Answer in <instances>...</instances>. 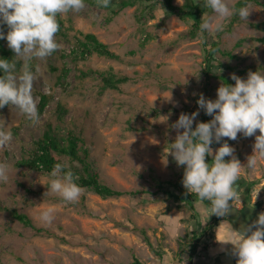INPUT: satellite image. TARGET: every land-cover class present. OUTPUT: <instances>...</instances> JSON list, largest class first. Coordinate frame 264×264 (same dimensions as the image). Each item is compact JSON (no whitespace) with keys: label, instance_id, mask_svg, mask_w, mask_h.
<instances>
[{"label":"rangeland","instance_id":"1","mask_svg":"<svg viewBox=\"0 0 264 264\" xmlns=\"http://www.w3.org/2000/svg\"><path fill=\"white\" fill-rule=\"evenodd\" d=\"M119 1L110 0L105 8L84 0L81 12L57 17L60 49L29 62L33 71L37 65L40 69L32 92L38 124L12 105L0 109V125L12 134L0 149V162L10 169L8 182H0V264H125L135 256L145 264H236L237 257L228 251L233 246L218 240L242 231L264 212V160L255 169H242L237 181L241 203L215 229V237L205 229L212 214L202 201L195 200L191 208L156 192L157 180L168 185L166 181L183 179L184 166L169 151L178 134L171 126L180 114L199 112L196 126L203 114L197 104L201 94L215 100L218 87L226 84L224 77L231 79L234 73L246 79L249 71L264 72V0L247 2V20L239 15L223 19V30L205 33L203 42L200 26L168 12L159 0H136L125 7ZM236 1L231 0L234 9ZM214 15L206 8L201 20ZM86 33L117 57L82 51L79 42ZM14 61L19 73L23 62ZM102 74L127 79L111 88L104 86ZM42 93H48L44 106ZM59 102L66 110L62 121L56 112ZM48 124L62 136L71 130L85 139L89 160L103 182L147 192L102 197L80 186L82 195L75 203L48 194L50 173L21 162ZM225 142L246 165L255 136L214 141L213 153ZM56 157L80 166L65 154ZM48 207L56 210L50 225L38 219ZM12 210L27 213L36 228L23 224ZM192 232L201 236L190 258Z\"/></svg>","mask_w":264,"mask_h":264},{"label":"clouds","instance_id":"2","mask_svg":"<svg viewBox=\"0 0 264 264\" xmlns=\"http://www.w3.org/2000/svg\"><path fill=\"white\" fill-rule=\"evenodd\" d=\"M97 4L106 8L110 0H97ZM230 5L231 0H203V6L215 15L202 19V42L205 33L223 30V19L239 15L242 20H247L250 14L248 6L234 9ZM84 7V0H0V39H6L13 57L23 62L17 73L15 61L0 58V109L12 105L33 125L39 123L32 92L40 69L37 65L33 71L29 62L45 60L59 50L61 45L56 41V34L60 24L57 17L69 12L79 13ZM3 26L7 27L6 33ZM231 79L235 84L222 83L215 100L206 99L202 94L197 100L199 108L212 117L210 121L199 122L193 129V121L199 112L191 115L181 113L171 126L178 134L169 151L177 165L184 166L183 187L200 200L209 201V215L219 217L238 209L236 205L241 203L237 181L241 178L242 169H255L258 161L264 160V72L249 71L246 79L233 73ZM5 128V124L0 125V149L6 148L12 139L11 132ZM181 129L182 132L179 131ZM238 134L255 136L253 154L248 156L247 164L243 166L228 143H223L215 153L211 147L214 141L218 143L222 138L236 140ZM206 156L212 157L211 163L206 162ZM225 157L230 159L226 161ZM9 170L7 163L0 162V182H8ZM50 177L48 194L57 195L69 203L79 200L82 189L75 182L78 177L66 163L55 164ZM55 212L52 207L45 208L38 219L50 225ZM218 241L233 246L236 264H264V212L242 231H233L227 239Z\"/></svg>","mask_w":264,"mask_h":264},{"label":"trees","instance_id":"3","mask_svg":"<svg viewBox=\"0 0 264 264\" xmlns=\"http://www.w3.org/2000/svg\"><path fill=\"white\" fill-rule=\"evenodd\" d=\"M91 4H97V0H87ZM136 0H120L119 7H125L127 5H131ZM163 6L167 9L168 12L172 14L179 15L181 17H188L189 19L193 20L195 25L198 27L200 26L202 20L201 16L205 11V7L203 6V0L200 2H196L195 0H187L182 5H176L173 0H159ZM251 0H237L235 3V9H239L244 7L247 2ZM257 3H262L260 0H253ZM264 4V3H263ZM59 22V21H58ZM3 30L5 33L7 32V27L3 26ZM264 40V37L261 38ZM79 44L82 46V51H89L93 50L96 51L98 54L115 58L117 55L111 51L108 46L101 42L93 33H86L83 36V39L80 40ZM209 59L213 57V51L210 50L209 52ZM14 53L9 49L7 46L6 39H0V58L10 59L14 61ZM2 74V73H0ZM102 79L104 86L116 88L119 82L126 81L127 76H118L115 77L113 74L105 75L102 74ZM226 84H230L232 82L231 79L224 77ZM41 104L42 106L47 103V95L42 93L41 94ZM64 106L59 102L56 105V112L57 118L59 121L63 120V113H65ZM201 122H208L210 121L209 116L203 110V114L200 116ZM193 129L196 127L195 125L192 126ZM57 153L67 155L72 161H78L80 164L79 167H73L68 165V168L74 173L75 177L78 179L75 182L79 186H86L91 188L95 193L102 197H111V196H120L124 194L136 195L139 193L147 192V190H121L118 188H114L113 186L103 182L100 177L99 173L93 168L92 163L89 160L90 150L88 146L85 144V139L73 131L68 130V132L62 136L60 135L51 124H48L46 128L42 132V136L33 142L32 147L30 148L29 152L26 154L25 157L22 159V163L26 164L27 166L44 172V173H51L53 167L57 163H63L56 157ZM207 159L210 161L212 157L206 156ZM227 161V159H225ZM68 170V169H65ZM168 185H164V183L160 180L156 181L157 186V193L164 194L167 198L172 199L175 202H185L190 203L191 208H194V204L192 202L195 200H200L198 196L195 194L188 193L186 189L183 187L182 181L174 182V181H166ZM172 185V186H170ZM173 187V188H172ZM202 201L208 208H210V202L207 200H200ZM207 209V208H206ZM208 210V209H207ZM12 215L21 221L23 224L30 226L32 228H36L32 219L28 216L27 213L19 212L17 210L11 211ZM255 213V212H254ZM226 216L219 217L214 214L211 215L210 220L207 222L205 229H209L208 235L215 237V229L219 226L221 220H223ZM38 230L41 229L40 227L37 228ZM143 234L145 233L144 229H141ZM201 235L196 236L194 232H192L191 236V243H190V258L194 255L199 238ZM145 239H147L145 237ZM150 245V242H148ZM152 248V246L150 245ZM152 250L155 253H158L154 248ZM125 264H145L140 258L134 257V259Z\"/></svg>","mask_w":264,"mask_h":264},{"label":"crops","instance_id":"4","mask_svg":"<svg viewBox=\"0 0 264 264\" xmlns=\"http://www.w3.org/2000/svg\"><path fill=\"white\" fill-rule=\"evenodd\" d=\"M222 222H226V217L223 219V220H221V222L220 223H222ZM229 221H227V223H228ZM230 227V226H229ZM228 251H232V249H230V250H228ZM227 253V252H226Z\"/></svg>","mask_w":264,"mask_h":264}]
</instances>
